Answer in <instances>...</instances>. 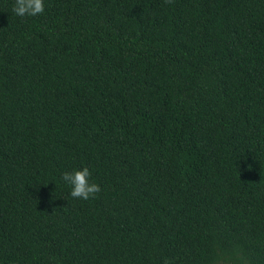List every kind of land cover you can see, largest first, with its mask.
Listing matches in <instances>:
<instances>
[{
	"label": "trees",
	"instance_id": "16d2710c",
	"mask_svg": "<svg viewBox=\"0 0 264 264\" xmlns=\"http://www.w3.org/2000/svg\"><path fill=\"white\" fill-rule=\"evenodd\" d=\"M43 3L0 0V264H264V0Z\"/></svg>",
	"mask_w": 264,
	"mask_h": 264
},
{
	"label": "clouds",
	"instance_id": "9594fccd",
	"mask_svg": "<svg viewBox=\"0 0 264 264\" xmlns=\"http://www.w3.org/2000/svg\"><path fill=\"white\" fill-rule=\"evenodd\" d=\"M44 11L43 0H13L11 12L17 17H33ZM91 173L87 166L62 172L59 180L69 189L68 195L74 199L88 200L100 191L98 184L90 179Z\"/></svg>",
	"mask_w": 264,
	"mask_h": 264
}]
</instances>
